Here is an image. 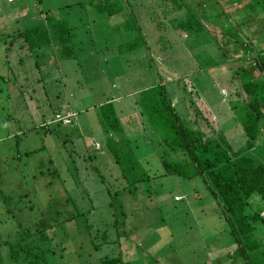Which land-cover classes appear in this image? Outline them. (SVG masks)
Segmentation results:
<instances>
[{
  "label": "rangeland",
  "instance_id": "obj_1",
  "mask_svg": "<svg viewBox=\"0 0 264 264\" xmlns=\"http://www.w3.org/2000/svg\"><path fill=\"white\" fill-rule=\"evenodd\" d=\"M22 1L42 23V16L48 15L74 27L75 37L69 43L74 46V57L63 59L60 52L45 48L48 57L39 50V67L35 57L21 55V64L11 71L0 54V74L5 77L0 79V234L13 235L20 224L34 231L41 216L62 220L85 211L57 225L52 241L56 248L54 264H100L106 256L119 255L127 264H244L220 257L228 253L225 248L235 245L228 244L224 211L200 176L151 177L138 184V189L130 187L132 192H122L118 205H110L112 197L98 173L122 172L123 165L106 149L109 133L100 122L98 108L111 98L118 100L115 106L127 129L123 134L131 141V146L124 147L128 151L121 152L123 160L137 158V169L151 175L164 170L158 152L165 149L151 143L141 129V122L147 118L139 111L143 90L166 84L169 95L175 89L181 96L175 93L173 98L183 120L198 117L209 132L200 115H194L193 108L190 112L182 101L185 95L193 96L198 100L196 108L199 101L210 105L209 115L201 116L212 127L221 122L233 129L245 112L244 99L238 97L242 103L233 109L230 100H238V85L231 80L234 72L224 69L230 62L227 52L231 51L235 64L242 58L234 55L236 44L227 41L242 31L244 36L249 32L255 37L256 47L264 45V16L247 22L251 13L264 14L263 4L258 0H180L183 7L164 17L167 5L159 3L150 8L149 0H130L129 5H124L127 0ZM243 1L250 5L245 12L234 9ZM116 2L123 10L113 21L119 22L123 16L124 24L112 25L106 13L98 10L108 11ZM0 3L7 10L17 11L8 0ZM137 9L143 13L138 21ZM191 14L199 17L203 26L187 38L183 27H175V23L187 21ZM138 25L141 36H137ZM93 32L99 37H94L95 45L88 39ZM163 59L169 71L162 68ZM198 64L202 69L199 73ZM180 70L184 73L179 74ZM67 109L75 112L72 123L52 122L57 112ZM232 129H226L228 137L232 134L231 138L245 146L247 138L243 133L235 135ZM234 139L230 142L235 147L239 144L235 145ZM104 141L100 150L95 142ZM257 146L264 151V139ZM88 152L97 156L93 161L100 166L94 170L91 165L95 163L86 158ZM119 183L120 188L127 186L125 179ZM124 214L129 216L122 217ZM105 229L109 243L103 241ZM261 232L257 230L258 235ZM260 247L264 248V243L257 249ZM9 256L5 250V261L0 264H14L8 261Z\"/></svg>",
  "mask_w": 264,
  "mask_h": 264
},
{
  "label": "trees",
  "instance_id": "obj_2",
  "mask_svg": "<svg viewBox=\"0 0 264 264\" xmlns=\"http://www.w3.org/2000/svg\"><path fill=\"white\" fill-rule=\"evenodd\" d=\"M258 1L264 6V0ZM8 2L14 4L17 11L7 10L0 3V54L3 55L11 71L14 66L21 64L23 55L30 58L35 57V64L39 67V50H43V54H45V48H48L49 52L52 53L60 52L63 59L74 57V46L69 44L75 37L74 27L65 21L48 15L42 16L45 20L42 23V20L35 17L34 12H32L33 9H27L22 0H8ZM118 3H114L113 7H106L108 11L98 8V10L106 13L105 16L111 20L112 25L125 23L123 16L119 18V22L113 21V18L119 16L123 10L122 7L118 6ZM130 3L132 2L127 0L124 5ZM149 3L151 4L150 8H154L159 3L167 5L164 7L162 4L164 17L172 11L175 12L176 8L183 7V2L180 0H149ZM249 6V3L243 1L241 4H235L234 9L243 8L245 12V8L248 9ZM137 10L139 15L136 20L138 21L142 11L141 9ZM239 15L241 14L239 13ZM250 16L248 23L256 20L255 17L258 19L264 14L251 13ZM175 25V27L181 25L189 34L199 32L200 27L203 26L199 17L194 14H191L187 21H180ZM17 26L20 28L13 30V27ZM137 28H139L137 36H141L142 28L140 25ZM244 33L241 31L237 38H230L227 41L229 44H236L233 49L236 52L234 55L242 58V61L240 64H235L231 59V51H229L227 52V59H230V62H227L229 67H225L224 70L234 72L232 80L238 85L236 87L237 98L243 97L244 99V101L242 100L243 103L241 100L239 101L240 98L236 101L232 99L230 104L233 109H236L239 103H242L245 108L244 114L240 116L241 120H238L241 124L238 127L242 130L240 133H243V136L247 138L245 146L241 147L242 143L236 142L234 138H231L232 135L229 138L225 132L228 128H225L222 123L221 126L212 127L207 118H202V122L207 126L205 128L209 129L207 132L202 128L198 117L194 121L183 120L176 107L177 100L173 98L175 93L169 95L166 84H156L141 92L138 104L140 114L147 117L145 121L141 122V129L156 147L164 146L165 150L160 151L161 153L158 152L164 170L161 174L151 175L145 170L137 169L139 162L137 158L123 160L121 152L128 151L126 148L124 150V147L131 146V141L126 137V134H123L127 133V129L119 118L117 106H115L116 101L111 98L109 102L98 108V114L101 116L100 122L106 129V133H109L106 149L111 151L116 163L123 165V170H121L122 172H108L107 170V173L99 172L98 174L104 181L103 183L107 185V191L112 197L110 202L112 207L118 205L120 201L117 198L122 192H132L130 187L138 189V184L151 179V177L161 179L170 175L202 177L207 189L219 201L220 207L224 211V217L228 224H225L223 229L229 236L228 244L235 245L232 249L225 248L228 253L225 256L222 253L220 257L223 260H241L244 264H264V248L257 249L264 243V151H261L260 147L257 146L264 139V47H256L255 37L249 32L247 34L249 36H244ZM94 37L96 40L99 39L94 32L93 35L88 34L89 41L95 45ZM246 52L252 53L251 57ZM45 57L48 55L45 54ZM196 58L199 59L200 56ZM161 64H166V60H161ZM197 68H200L199 64ZM180 72L179 74L184 73L181 70ZM1 78L5 77L0 74ZM176 96L180 95L177 94ZM197 114H199V109L196 108ZM74 116L71 117L72 122ZM152 133L154 134L152 135ZM230 139H234L235 145H239L234 147ZM103 144L106 142L98 143L100 150ZM254 149L255 152H252L251 150ZM91 153L88 152L87 157H85L95 163V165H91L94 170V167L98 168L100 165H96L97 161H93L97 159L96 154ZM122 179H125L127 183L124 188H120L119 181ZM120 207L123 209V205ZM122 212L124 213V211ZM82 213L85 214L86 212L82 211L76 215ZM76 215L73 214L62 220H57V217L54 216H41L36 221L34 231L31 227L23 228V224H20V229L13 235L3 236L0 234V261H5L4 251L6 250L9 251L10 255L8 261H13L14 264H54L53 258L56 254V248L52 245V241L55 240L57 225L65 221H72L77 217ZM124 216L129 215H122V217ZM145 218L143 217V220ZM105 224L108 225L109 222L107 221ZM257 230L262 231L260 235H258ZM102 232H104L105 238L103 241L109 243L108 229ZM221 262L230 264V261H219L220 264H222ZM100 264H127V262L123 261L119 255L106 256L100 261Z\"/></svg>",
  "mask_w": 264,
  "mask_h": 264
},
{
  "label": "crops",
  "instance_id": "obj_3",
  "mask_svg": "<svg viewBox=\"0 0 264 264\" xmlns=\"http://www.w3.org/2000/svg\"><path fill=\"white\" fill-rule=\"evenodd\" d=\"M141 15H143V13H141L140 14V16ZM205 25H207V23H204ZM184 34V37H187L188 38V36L190 35L189 33H187V32H183ZM257 46L259 45V44H256ZM261 47H264V45H261ZM195 67H197V66H195ZM162 68L163 69H166V71H169L166 67H164V66H162ZM200 70H196V72H200V71H202V69L201 68H199ZM221 70V69H220ZM198 72V73H199ZM204 72V71H203ZM218 73L217 74H219V71H217ZM259 72V71H258ZM176 73V72H175ZM191 73H194V72H191ZM221 73H223V69H222V71H221ZM185 78V77H184ZM232 80V79H231ZM188 81V80H187ZM162 82H166V81H164V80H162ZM183 82H184V79H183ZM186 82H184V84H185ZM173 89V88H172ZM173 91L174 92H172L173 94L174 93H176L177 91H175V89H173ZM191 93H193L192 92V90H191ZM172 95V94H171ZM175 95H177V93L175 94ZM201 97V96H200ZM221 97V96H220ZM204 101H205V98L204 97H201ZM183 100H185L184 102L185 103H187L188 104V106H189V110H190V112H191V108H193V114L194 115H196V112H194L195 111V105H197L198 106V100L197 101H195L194 100V98H193V96H191V97H188L187 98V96L185 95L184 97H183V99H182V101ZM116 101H118V100H116ZM175 101V100H174ZM190 102V103H189ZM204 105V107L202 108L200 105ZM190 105H191V107H190ZM208 106H210L209 104H207L206 102H203V101H199V115H200V117L201 118H203L201 115H203L204 116V114L206 115V117L209 115V111H207V109H209L208 108ZM201 107V108H200ZM206 108V109H205ZM68 110V109H67ZM66 110V111H67ZM68 111H72V110H68ZM62 112H64V111H62ZM207 112H208V114H207ZM74 113V115H75V112H73ZM192 114V115H193ZM192 115L191 116H189V117H192ZM75 117V116H74ZM205 117V116H204ZM195 119V118H194ZM236 122H238L237 121V119H236ZM72 123V122H71ZM239 123V122H238ZM241 124L239 123V126H240ZM217 126H221V122L217 125ZM216 126V127H217ZM229 129V128H228ZM230 129H232V128H230ZM232 130H234V131H232ZM231 130V132H233V133H235V135H237V134H239L242 130L238 127V124H236V127H233V129ZM232 135V134H231ZM252 152H255V149L254 150H251Z\"/></svg>",
  "mask_w": 264,
  "mask_h": 264
},
{
  "label": "built area",
  "instance_id": "obj_4",
  "mask_svg": "<svg viewBox=\"0 0 264 264\" xmlns=\"http://www.w3.org/2000/svg\"><path fill=\"white\" fill-rule=\"evenodd\" d=\"M73 116V113H67V114H61V113H57L55 116V120L56 121H61L64 124H69L71 122V117ZM97 147H99L98 143H97Z\"/></svg>",
  "mask_w": 264,
  "mask_h": 264
},
{
  "label": "clouds",
  "instance_id": "obj_5",
  "mask_svg": "<svg viewBox=\"0 0 264 264\" xmlns=\"http://www.w3.org/2000/svg\"><path fill=\"white\" fill-rule=\"evenodd\" d=\"M68 112H69V111H66V112H63V113H62V112H58V113H61V114H64V115H65V114H67ZM73 115H74V113H73ZM55 116H56V115H55ZM52 122H60V123H62L61 121H56V120H55V117H54V119H53ZM71 122H72V120H71ZM71 122H70V123H71ZM70 123H69V124H70Z\"/></svg>",
  "mask_w": 264,
  "mask_h": 264
}]
</instances>
